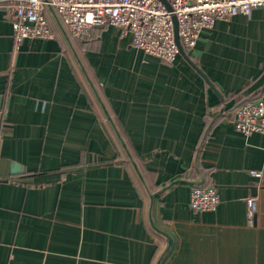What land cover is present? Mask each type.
Masks as SVG:
<instances>
[{
  "label": "crops",
  "instance_id": "obj_1",
  "mask_svg": "<svg viewBox=\"0 0 264 264\" xmlns=\"http://www.w3.org/2000/svg\"><path fill=\"white\" fill-rule=\"evenodd\" d=\"M7 1L0 264H264V135L232 124L264 95V9L168 64L112 26L72 38L49 8L54 37L15 50ZM195 185L216 189L214 211L190 208Z\"/></svg>",
  "mask_w": 264,
  "mask_h": 264
},
{
  "label": "built area",
  "instance_id": "obj_2",
  "mask_svg": "<svg viewBox=\"0 0 264 264\" xmlns=\"http://www.w3.org/2000/svg\"><path fill=\"white\" fill-rule=\"evenodd\" d=\"M6 18L12 24L15 50L24 39H52L45 18L51 8L72 38L89 36L93 28L112 26L144 54L173 63L181 51L189 52L217 20L264 9V0H8ZM176 38L178 42L176 41ZM236 131L264 135V95L243 102L233 113ZM259 177L261 172L251 173ZM247 221L252 225L258 209L257 197L246 198ZM219 197L210 185L191 188L189 206L195 212L214 211Z\"/></svg>",
  "mask_w": 264,
  "mask_h": 264
},
{
  "label": "water",
  "instance_id": "obj_3",
  "mask_svg": "<svg viewBox=\"0 0 264 264\" xmlns=\"http://www.w3.org/2000/svg\"><path fill=\"white\" fill-rule=\"evenodd\" d=\"M45 1H46V0H45ZM49 9H51V8H49ZM51 10H52V9H51ZM176 41L178 42L177 38H176ZM106 114H107V113H106ZM107 115H108V114H107ZM108 120L111 121V119H110L109 116H108ZM118 137H119V135H118ZM119 139H120V142L123 144V140H122L120 137H119ZM15 168H16V170H14V171L17 172L18 167L15 166ZM171 243H172L171 239L168 238V249L170 248ZM168 249H167V250H168ZM160 262H161V259H160V261H158L157 264H160Z\"/></svg>",
  "mask_w": 264,
  "mask_h": 264
}]
</instances>
